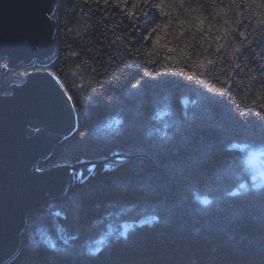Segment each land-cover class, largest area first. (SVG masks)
<instances>
[{
    "label": "trees",
    "instance_id": "1",
    "mask_svg": "<svg viewBox=\"0 0 264 264\" xmlns=\"http://www.w3.org/2000/svg\"><path fill=\"white\" fill-rule=\"evenodd\" d=\"M47 71L75 126L38 171H73L8 264H264V0H59Z\"/></svg>",
    "mask_w": 264,
    "mask_h": 264
},
{
    "label": "water",
    "instance_id": "2",
    "mask_svg": "<svg viewBox=\"0 0 264 264\" xmlns=\"http://www.w3.org/2000/svg\"><path fill=\"white\" fill-rule=\"evenodd\" d=\"M58 2L0 0V76L3 61L5 69L24 65L30 70L55 60ZM74 126L71 102L47 71L29 72L22 85L0 95V264L18 254L29 213L61 198L76 168L102 164L37 170Z\"/></svg>",
    "mask_w": 264,
    "mask_h": 264
},
{
    "label": "rangeland",
    "instance_id": "3",
    "mask_svg": "<svg viewBox=\"0 0 264 264\" xmlns=\"http://www.w3.org/2000/svg\"><path fill=\"white\" fill-rule=\"evenodd\" d=\"M246 161L248 170L251 172L252 176L250 177L251 184H261L264 182V150H253L249 149L246 153ZM91 165H85L76 168V176L79 178L85 177V175L90 172ZM72 173L68 178L70 180ZM68 185V184H67ZM212 264H224L223 261L215 260ZM226 264V263H225Z\"/></svg>",
    "mask_w": 264,
    "mask_h": 264
},
{
    "label": "bare ground",
    "instance_id": "4",
    "mask_svg": "<svg viewBox=\"0 0 264 264\" xmlns=\"http://www.w3.org/2000/svg\"><path fill=\"white\" fill-rule=\"evenodd\" d=\"M63 102H64L65 107H66L67 109H69L70 107H69L68 101L64 99ZM67 174H68V173H67V171H66V179H67ZM66 179H65V183H66ZM37 210H38V209H37Z\"/></svg>",
    "mask_w": 264,
    "mask_h": 264
}]
</instances>
